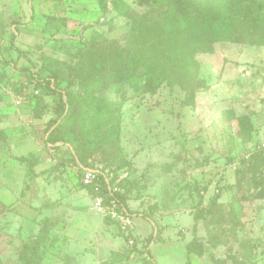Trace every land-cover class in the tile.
Instances as JSON below:
<instances>
[{"label": "rangeland", "instance_id": "rangeland-1", "mask_svg": "<svg viewBox=\"0 0 264 264\" xmlns=\"http://www.w3.org/2000/svg\"><path fill=\"white\" fill-rule=\"evenodd\" d=\"M123 1L119 13L99 0H0V264H21L44 222L40 264H264V162L248 160L264 133V0ZM212 13L236 14V29L215 35ZM111 52L156 77L150 92L140 77L97 93L119 141L88 163L125 182V229L80 184L68 147L46 142L53 129L83 139V109L58 117L57 90L85 80L77 61L89 73Z\"/></svg>", "mask_w": 264, "mask_h": 264}, {"label": "trees", "instance_id": "trees-1", "mask_svg": "<svg viewBox=\"0 0 264 264\" xmlns=\"http://www.w3.org/2000/svg\"><path fill=\"white\" fill-rule=\"evenodd\" d=\"M158 1L160 0H136L137 4L140 6L157 4ZM231 3L238 6V4L232 0ZM99 5L104 12H108L111 8V10L120 13L122 12V9H125L126 7L123 0H99ZM238 21L236 14L219 15L218 13H212L203 15V22L212 29L215 35L218 36L225 34L228 35L230 29H236ZM181 23L183 24L182 20ZM179 24L180 23H176V27L180 26ZM168 27V25L164 26L166 30ZM235 33H237V31ZM15 39L16 33L13 32L10 36V42L12 43ZM146 62L147 61H144L142 63ZM149 73L138 74L136 71V65L132 61H128L121 54L114 52H111L107 58L101 60L98 67L89 73L81 72L79 70V62L77 61L73 67L72 75L74 78L85 75V80H69L64 88L57 90L59 96L58 117L65 119L66 121L71 120L73 117L70 113L71 109L75 105L80 106L83 109V114L80 115L83 139H81L80 142H77L70 131L64 132L61 135L53 134L54 129L46 138V142L54 144L57 141H61L68 147L72 161L76 163V166H78L81 172L80 184L86 188H91L93 197H102L103 204H109L111 200H114L116 209L120 213L131 214L126 205V194L124 189L125 182L121 181L115 184L114 179L116 174L113 173L114 175L110 177L109 172H112V170L109 169L105 172L104 169L107 168L106 165L101 166L97 178L92 184L85 185L81 181L83 168L95 166L94 164L88 163V158L97 152L99 145L103 142L108 144L116 143V145H118L119 141L118 116L113 114V106H111L105 98L98 96L97 93L101 89L118 90L123 84L133 82L140 77H143L144 79V91L150 92L155 89L154 85L156 84V77ZM52 78L55 79V75H53ZM73 83L76 85L75 90L70 88ZM85 90V94L81 95V92ZM245 119H247L245 116L237 118L241 127H243ZM54 122H56V120H54L53 123ZM248 122L246 123V128L249 127ZM247 132L248 130H245V133ZM257 144L258 141L255 142V148L248 154V160L251 161L252 167H256V163L262 164L264 162V151L259 149ZM21 159H24V157ZM29 165L31 166V164ZM258 173L259 170L257 171V174ZM218 195L219 194L212 196L211 200L218 197ZM201 217L200 213H195L193 216L195 221L192 227L193 234L196 232V221ZM50 223L51 225L44 222L40 226L38 234L33 239L22 244L18 253V258L21 264H40L43 253H46L45 247L48 245L45 243L52 239L49 230L53 223ZM124 237L128 240L130 234L124 233ZM152 238L153 235L151 232L147 237L146 246L150 244ZM194 240L195 235H193L191 241L186 243L187 252L194 250ZM186 264H190L189 259H187Z\"/></svg>", "mask_w": 264, "mask_h": 264}, {"label": "built area", "instance_id": "built-area-1", "mask_svg": "<svg viewBox=\"0 0 264 264\" xmlns=\"http://www.w3.org/2000/svg\"><path fill=\"white\" fill-rule=\"evenodd\" d=\"M257 147L264 151V133L263 136L259 139ZM100 168L101 166L98 165H95L94 167L83 168L81 177L82 183L85 185L92 184L96 180ZM96 206H99L100 208L105 207V209H107L108 216L116 220L121 225V228H126V225L129 221V214L118 212L114 200H111L109 204H103L102 197L97 196Z\"/></svg>", "mask_w": 264, "mask_h": 264}, {"label": "crops", "instance_id": "crops-1", "mask_svg": "<svg viewBox=\"0 0 264 264\" xmlns=\"http://www.w3.org/2000/svg\"><path fill=\"white\" fill-rule=\"evenodd\" d=\"M90 204H91V201H90ZM90 204L87 206L88 208L84 209V213L86 214H91L93 213V209L91 208ZM87 210V211H86ZM78 211H75V213H77ZM79 213V212H78ZM77 215V214H76Z\"/></svg>", "mask_w": 264, "mask_h": 264}]
</instances>
